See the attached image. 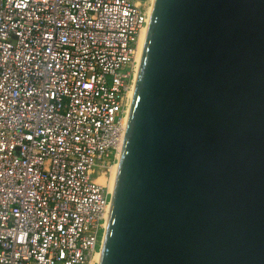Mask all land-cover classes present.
<instances>
[{
	"label": "water",
	"instance_id": "95a60500",
	"mask_svg": "<svg viewBox=\"0 0 264 264\" xmlns=\"http://www.w3.org/2000/svg\"><path fill=\"white\" fill-rule=\"evenodd\" d=\"M98 264H264V0H154Z\"/></svg>",
	"mask_w": 264,
	"mask_h": 264
},
{
	"label": "built area",
	"instance_id": "2783aa9c",
	"mask_svg": "<svg viewBox=\"0 0 264 264\" xmlns=\"http://www.w3.org/2000/svg\"><path fill=\"white\" fill-rule=\"evenodd\" d=\"M147 0H0V264H98Z\"/></svg>",
	"mask_w": 264,
	"mask_h": 264
},
{
	"label": "bare ground",
	"instance_id": "6f19581e",
	"mask_svg": "<svg viewBox=\"0 0 264 264\" xmlns=\"http://www.w3.org/2000/svg\"><path fill=\"white\" fill-rule=\"evenodd\" d=\"M153 1L151 2V6L148 8L147 10V16H148V21H149V17L151 14V10H152V5H153ZM147 26L148 24L143 28V30L141 31L140 37H139V41H138V48H137V54H136V61H135V66H134V80H135V76H136V72H137V67H138V63H139V59H140V53H141V48H142V44H143V40L146 34V30H147ZM134 80H133V84L127 94V100H128V105H127V112H128V108H129V103H130V98H131V94H132V89H133V85H134ZM127 117V116H126ZM125 122H126V118H125ZM116 168H117V163H115L109 172V178L107 180V186L109 188V191L112 193L113 190V185H114V179H115V174H116ZM99 255L100 253L96 254V259H99Z\"/></svg>",
	"mask_w": 264,
	"mask_h": 264
},
{
	"label": "rangeland",
	"instance_id": "374dc122",
	"mask_svg": "<svg viewBox=\"0 0 264 264\" xmlns=\"http://www.w3.org/2000/svg\"><path fill=\"white\" fill-rule=\"evenodd\" d=\"M151 2H152V0H147V6H148V8L151 6ZM108 178H109V176H108ZM108 178L106 179V182H107Z\"/></svg>",
	"mask_w": 264,
	"mask_h": 264
}]
</instances>
